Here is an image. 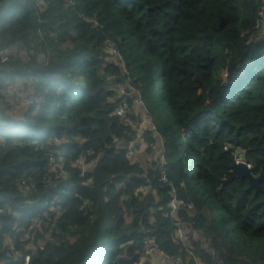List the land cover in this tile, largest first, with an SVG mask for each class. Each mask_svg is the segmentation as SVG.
Returning <instances> with one entry per match:
<instances>
[{
    "label": "trees",
    "instance_id": "1",
    "mask_svg": "<svg viewBox=\"0 0 264 264\" xmlns=\"http://www.w3.org/2000/svg\"><path fill=\"white\" fill-rule=\"evenodd\" d=\"M11 47L0 264H23L5 253L29 244L28 264H146V240L181 264H264V196L240 178L222 186L239 153L264 176V0H0V50ZM5 82L35 104L5 103ZM126 85L161 144L154 172L134 162L136 131L115 115L132 102ZM173 190L192 205L178 221L164 217Z\"/></svg>",
    "mask_w": 264,
    "mask_h": 264
},
{
    "label": "built area",
    "instance_id": "2",
    "mask_svg": "<svg viewBox=\"0 0 264 264\" xmlns=\"http://www.w3.org/2000/svg\"><path fill=\"white\" fill-rule=\"evenodd\" d=\"M16 52H17V50L14 49V47L4 48V49L0 50V63L1 64L7 63L10 56L14 55ZM127 87H128V85H127ZM1 94L4 98L5 103H8L9 105H13L14 103H16L22 107H28V106H32L33 104H35V99H34L32 94L26 95V97L24 99L22 91L15 88L13 83H10V82L4 83V88L2 89ZM133 94H134V96H133V98H131L132 99L131 103L134 107H137L136 108L137 110H139L138 113H136L134 111V113L136 114V116L139 120L136 123H134L132 121V119L130 117L131 110L129 109L128 104L125 101H123L121 106L116 110L115 115L120 117L125 124L130 125L136 131V136H135L134 140L130 143V149H131L132 153L134 154L136 152L134 145H137V144L143 142L144 133L148 132L152 136V135L156 134V132H155L156 130H155L154 126L151 125V123L149 122V120L147 118V114L144 110L143 103L140 100L139 96H137L135 94V92ZM7 113L12 114L10 110H7ZM140 115H141V117H140ZM141 120H142V122H141ZM144 125H147V126H144ZM90 154H91L90 152H87V155H90ZM76 164L83 170V172H85V170H87L89 167V166H86V164H85V157H80L76 161ZM158 164H159V167H158L159 173L156 175V178L160 182L165 183L168 181V178H167V174L165 171L166 163L164 162L162 155L159 158ZM149 188H150V186H140L139 188H137L135 190L134 195L137 196L140 193H144ZM166 208H167V212L164 214V217L171 219V220H174V221H178L179 213L181 211H184V212L191 211L192 205L189 203H185L181 199H178L175 191L173 190L171 193V198L167 202ZM3 212L10 213V210H8V209L3 210L2 208H0V214H3ZM28 236L29 235H26V237H28ZM175 237L178 241H180L184 245L189 240L190 234H189L188 230L185 228V226L180 222L176 223ZM9 250H7L5 253L6 257L22 258L23 264H28L29 255L26 253L35 251V247H33L32 245L29 244V245L24 246L23 251L13 250V248H9ZM155 253L162 255L161 252L159 253L157 251V249L154 245V242L152 240L144 241L143 249H142V256L147 257V256H150V255L155 254ZM162 256L164 257V260H171V259H168L164 255H162ZM171 261L173 264H181L179 260H171Z\"/></svg>",
    "mask_w": 264,
    "mask_h": 264
},
{
    "label": "crops",
    "instance_id": "3",
    "mask_svg": "<svg viewBox=\"0 0 264 264\" xmlns=\"http://www.w3.org/2000/svg\"><path fill=\"white\" fill-rule=\"evenodd\" d=\"M14 87L19 89L20 91H26V89L22 86L19 85L18 83H13ZM29 90V89H28ZM27 94L29 95V91H26ZM142 122V120H141ZM147 126V125H144ZM156 138L154 137V135H152V139L154 140V143L152 144H148L145 142V145L143 147H139V149L134 153L133 157H134V162H138L141 166V168L146 172V170L149 168V166H151L150 164L153 163V156L157 158V155H159L160 153V149H161V144L159 139L157 138V134ZM151 146V154L149 156V158L146 156V154L143 152L145 151V147ZM153 149V151H152ZM149 152V151H148ZM147 163V164H146ZM148 166V167H147ZM185 225V224H183ZM197 238V235H195V239ZM201 246H203V244L201 243ZM144 257V256H143ZM143 261L146 264H173L171 260H164V257L160 254H152L150 256L144 257Z\"/></svg>",
    "mask_w": 264,
    "mask_h": 264
},
{
    "label": "water",
    "instance_id": "4",
    "mask_svg": "<svg viewBox=\"0 0 264 264\" xmlns=\"http://www.w3.org/2000/svg\"><path fill=\"white\" fill-rule=\"evenodd\" d=\"M154 137L156 138L155 134ZM239 159L241 160L240 162H235L231 166L228 177L222 182V186L230 184L236 178H240L242 180H247L249 190H254L256 193H260L264 196V188L260 184L264 179V176L262 175L257 178L253 177L251 174L250 167H248L245 163V155L241 154Z\"/></svg>",
    "mask_w": 264,
    "mask_h": 264
},
{
    "label": "rangeland",
    "instance_id": "5",
    "mask_svg": "<svg viewBox=\"0 0 264 264\" xmlns=\"http://www.w3.org/2000/svg\"><path fill=\"white\" fill-rule=\"evenodd\" d=\"M19 85H21L22 84V82H19L18 83ZM128 88V92H127V95L128 94H130V93H134L136 90H135V88L133 87V86H128L127 87V85L126 86H124V90L125 89H127ZM26 91H29V90H27L26 89ZM26 91H24V93H23V91H22V93H23V97H24V99H25V97H26V94H27V92ZM122 93V95H124V93L123 92H121ZM131 95V94H130ZM129 96V95H128ZM133 96H134V94L132 95V97L131 98H133ZM132 100V99H131ZM18 105V104H17ZM128 107H129V109L131 110V112H130V117H134V116H136V114L134 113V111L136 112L137 111V107H134L133 105H132V103H130V106L128 105ZM139 119L138 118H135V120H132L134 123H136L137 121H138ZM146 120V119H145ZM139 145H140V147H143L144 145H145V140H144V137H143V142L142 143H139ZM145 148H147V146L145 147ZM148 150V148L147 149H145V151H143L145 154H146V156L149 158V156H150V154H151V151H149ZM158 156V155H157ZM240 157L241 156V154L239 153L238 155H237V157ZM239 157L235 160V162H240L241 160L239 159ZM60 160H62V158L60 159ZM152 161H154V162H156V157H154L153 156V160ZM147 164V163H146ZM151 166H149V168L146 170V171H148V170H150V171H152V172H154L156 169V167H154L153 166V164H150ZM148 167V166H147ZM89 168V167H88ZM85 172H87L86 170H85ZM142 186H146V185H142ZM31 235V234H30ZM31 245V244H30Z\"/></svg>",
    "mask_w": 264,
    "mask_h": 264
}]
</instances>
